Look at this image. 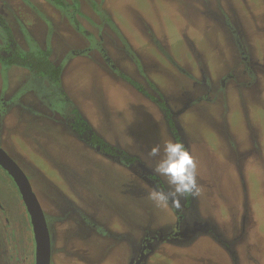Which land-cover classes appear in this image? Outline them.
Segmentation results:
<instances>
[{
  "label": "rangeland",
  "instance_id": "374dc122",
  "mask_svg": "<svg viewBox=\"0 0 264 264\" xmlns=\"http://www.w3.org/2000/svg\"><path fill=\"white\" fill-rule=\"evenodd\" d=\"M62 1L0 0L19 44L64 60V98L46 78L0 61V97L11 107L0 98V146L44 210L51 264H131L147 232L174 236L151 243L143 264H264V0ZM6 37L0 23V47ZM113 65L172 109L197 163L188 207L185 197L179 208L149 198L170 191L154 169L164 142L177 140L159 103ZM74 107L134 162L80 138ZM0 200L28 218L1 165Z\"/></svg>",
  "mask_w": 264,
  "mask_h": 264
},
{
  "label": "trees",
  "instance_id": "16d2710c",
  "mask_svg": "<svg viewBox=\"0 0 264 264\" xmlns=\"http://www.w3.org/2000/svg\"><path fill=\"white\" fill-rule=\"evenodd\" d=\"M59 5L65 6V3L62 0H51ZM78 2L77 0H75ZM77 18V17H76ZM77 20V19H76ZM75 20V21H76ZM0 23L2 24L5 33L6 40L9 42L5 45V48L9 51V57L5 58L2 55L0 50V61L3 65H15V66H23L29 69L34 76L45 77L49 80L50 84V93L55 91L59 92L60 98H64L67 94L65 92L64 84H63V71L62 66L55 64V62L51 58V49L45 48L42 46L34 47V48H26L15 41L11 27L6 23L5 19L0 14ZM122 76L127 79L130 83H132L136 88L140 91L145 92L152 100L159 103L161 109L165 112L166 117L169 121L170 127L175 135L177 142H182L181 136L173 120V113L165 100H161L160 97L153 95L150 91H148L142 83L137 80L131 78L126 73H121ZM57 98V94L54 97ZM73 120L71 121L72 130L82 139H85L88 143L95 145L100 148V150L107 153H122L121 156L126 160L127 163H131L135 160V156H130L125 154L122 148L117 147L107 140L103 136H101L91 124L87 122V120L83 117L80 110L76 107L72 108ZM187 197H190V194H187Z\"/></svg>",
  "mask_w": 264,
  "mask_h": 264
},
{
  "label": "flooded vegetation",
  "instance_id": "af4514ba",
  "mask_svg": "<svg viewBox=\"0 0 264 264\" xmlns=\"http://www.w3.org/2000/svg\"><path fill=\"white\" fill-rule=\"evenodd\" d=\"M51 2L54 4H57L53 1H51ZM66 4L67 3H65V6H67ZM57 5H59V4H57ZM59 6H62V5H59ZM65 6H62V7H65ZM75 8H77V7H74V9ZM76 12L82 13L80 9H78ZM76 12H75V14H76ZM76 17L77 16H75V15L73 16L72 21L74 23H77V21H75ZM77 25H78V23H77ZM78 28L80 29L79 26H78ZM89 35H94V34H89ZM89 35H87V36H89ZM101 37L103 38V36H101ZM95 40H97L96 37H95ZM8 43L9 42H7V40L5 39L4 43L1 45L2 47H0V50H1L3 56H4L3 51H8L5 48V45ZM42 47H45V46H42ZM85 50L92 51L90 46L85 47ZM51 52L53 53L52 50H51ZM52 53H51V58L53 56ZM71 54H75V53L72 51H71V53H68V55H71ZM9 55L10 54L8 51V57H9ZM8 57H5V58H8ZM108 59H110V58H108ZM52 60L55 62V64L62 66V71L64 70V62H63L64 60L55 61L53 58H52ZM3 66L10 68L12 65H10V66L3 65ZM13 66H15V65H13ZM20 67L27 69L26 67H23V66H20ZM114 69L119 70V68H117L115 66H114ZM119 72L122 73L121 70H119ZM121 76H122V74H121ZM43 78H45V77H43ZM45 80H48V79L46 78ZM7 83H8V81H7ZM143 86H145V85H143ZM145 88L147 89L146 86H145ZM10 89L11 90L14 89V85L10 86ZM148 91H150V90H148ZM159 97L163 98L161 96H159ZM0 98L3 100V102H1L2 105L6 106L7 110H10L11 107L9 105H7L9 103L6 101L7 95L1 96ZM171 111H172V109H171ZM72 115H73V113H72ZM70 125H71V123H70ZM181 140H182V138H181ZM97 148L100 149L99 147H97ZM106 154L114 157V159H117L116 157H120L121 162H123L126 165H129V163H127L126 160L123 159V157H125V156H121V155L118 156V153L114 154V153H107L106 152ZM125 154L130 155V156H135V157L137 156V155H132L129 153H125ZM156 184H159V183L156 182ZM19 194L21 197V201L23 203V208L26 211V213L28 214V218H26L25 216H24V218L20 217V219L14 217L12 214V208L10 206H7V205L4 206V204L0 200V264H36V238H35V233H34L33 225L31 222L30 213H29V211L25 205V202L22 198L20 191H19ZM191 195L192 194L190 193V197H191ZM184 197L187 200H186L185 206H182L183 208L188 207L187 206L188 202L190 204V202L192 201V199L189 201L190 197H187V195ZM9 214H12V218L10 217ZM27 219L30 220V227H28V223L26 222ZM177 227H178V223H177ZM22 232H24V234H21ZM172 236H174V235L173 234L161 235L160 233L151 235V234H149V232H147V234L144 235V237L141 240V242H142L141 248L138 250L136 248V245H135L134 250L136 251V255L134 256V259H133L131 264H136V263L137 264H143L146 260L148 253L153 249V246L150 245L151 243H153L157 239L165 240L167 237H172ZM51 248H52V238H51ZM51 255H52V253H51ZM142 255H143V257H142ZM140 259H141V261H140Z\"/></svg>",
  "mask_w": 264,
  "mask_h": 264
},
{
  "label": "clouds",
  "instance_id": "9594fccd",
  "mask_svg": "<svg viewBox=\"0 0 264 264\" xmlns=\"http://www.w3.org/2000/svg\"><path fill=\"white\" fill-rule=\"evenodd\" d=\"M163 155L157 162L154 171L166 178L170 188L169 192L153 189L149 193V198L158 206L165 207L171 204L179 208L181 197L187 194L198 195L197 185V163L191 152L181 142L168 140L162 146ZM161 152V147L156 146L151 150L152 156H157Z\"/></svg>",
  "mask_w": 264,
  "mask_h": 264
},
{
  "label": "water",
  "instance_id": "95a60500",
  "mask_svg": "<svg viewBox=\"0 0 264 264\" xmlns=\"http://www.w3.org/2000/svg\"><path fill=\"white\" fill-rule=\"evenodd\" d=\"M0 165L13 178L30 213L36 238V264H51V233L48 220L28 176L2 146H0Z\"/></svg>",
  "mask_w": 264,
  "mask_h": 264
}]
</instances>
